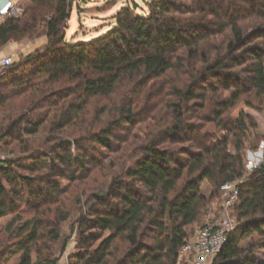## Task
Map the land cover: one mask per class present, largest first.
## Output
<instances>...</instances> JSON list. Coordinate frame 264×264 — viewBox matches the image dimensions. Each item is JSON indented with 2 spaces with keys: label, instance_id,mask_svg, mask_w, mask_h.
Returning <instances> with one entry per match:
<instances>
[{
  "label": "trees",
  "instance_id": "obj_1",
  "mask_svg": "<svg viewBox=\"0 0 264 264\" xmlns=\"http://www.w3.org/2000/svg\"><path fill=\"white\" fill-rule=\"evenodd\" d=\"M190 1L152 0L147 16L123 6L114 16L115 27L107 33L89 41L68 42L65 31L72 10L68 0H29L22 15L0 24V49L10 40L41 35H46V44L0 74V143L9 139L28 143V138L41 130L62 131L71 124L86 122L92 100L111 97L130 84L145 87L146 80L147 86L150 82L153 86L177 72L193 79L200 73L203 80L234 78L240 83L242 77L232 70L244 67L242 72H249L252 89L264 96V0H241V16L235 18L228 14L230 0ZM189 14L194 17L182 19ZM211 16L218 18V27L209 19ZM240 17L250 20V31L240 24ZM227 27L233 37L223 47L216 46L212 57L203 42L224 34ZM251 39L262 40L261 45L249 44ZM66 81L74 83L68 93L60 88ZM178 81L169 80L167 85L176 98L192 104L183 108L173 102L175 123L147 141L143 157L126 171L130 180H114L108 189L101 188L95 195L97 206L90 210V216L80 218L77 250L69 254L68 264H179L182 248L191 239L188 228L208 211L214 199H221L225 182L238 179L240 195L234 206L239 223L213 264H264V258L254 256L252 245H241L249 231L264 235V162L247 173L243 154L246 132L239 125L223 122L224 114L237 104L243 91L235 86L230 96L220 98L218 89L209 96L192 90L194 83L187 89L180 88ZM193 107H198L195 113ZM204 109L214 118L199 112ZM124 111L130 118L133 106ZM189 117L200 124H188ZM96 119L98 122L99 116ZM212 121L224 123L232 139L226 137L208 146L201 132L203 123ZM91 126L86 143L77 142L75 156L69 154L75 144L68 140L58 143L60 152L57 150L56 156L42 148H27L31 161L37 163L35 171L52 170L50 165L85 166L90 157L87 143L112 150L113 131ZM187 131L195 136L188 138ZM165 137L189 141L190 146L182 150L186 160L159 147V138ZM18 163L16 159H0V218L15 212L19 185L29 187V194L39 203L32 217L23 219L16 214L7 226L11 230L22 220L19 240L11 249L19 254L14 264H58L67 245L55 249L52 243L62 240L60 224L70 214L52 222L46 217L58 203L61 186L47 182L42 175L40 182L47 186L40 188L38 178L18 171ZM44 223L46 229L42 228ZM106 231L109 234L103 236ZM7 250H0V264Z\"/></svg>",
  "mask_w": 264,
  "mask_h": 264
},
{
  "label": "rangeland",
  "instance_id": "obj_2",
  "mask_svg": "<svg viewBox=\"0 0 264 264\" xmlns=\"http://www.w3.org/2000/svg\"><path fill=\"white\" fill-rule=\"evenodd\" d=\"M28 1L20 0L22 8H26ZM134 1L137 3L136 9L133 8ZM151 1L68 0L72 10L70 19L66 25V40L68 42L89 41L107 33L115 27L116 20L114 16L123 6H129L136 14L147 16L150 12L148 5ZM177 1L187 4L191 2L190 0ZM227 5L228 14H232L233 18L241 16V9L244 6L241 0H230L227 2ZM187 17L193 18L194 16L190 14L184 15L182 19ZM209 19L216 27L219 26L217 17L211 16ZM240 21L241 25H246L244 26L246 32L250 31V27L247 28L250 20L240 17ZM2 22L0 21V24ZM232 37L231 28L227 27L224 34L212 36L203 42V46L213 57L216 54L215 47H223ZM261 42L262 40L251 39L249 44L261 45ZM45 44L46 35L33 39L10 40L0 49V57L3 54H11L15 56L16 62L21 61L28 54L45 48ZM246 65L247 63L244 66ZM242 68L244 67H237L232 70V72H238L242 77L240 83H235L234 78L222 80L209 77L208 80H203L202 75L200 77V73L197 76L196 74H192L194 75L193 79L187 75H178L177 72L171 75L170 78L153 84V86L150 85L151 82L147 86V80L145 81V87L137 86L136 84L122 86L111 97L92 100L89 107L90 116L86 122L71 124L62 131L51 130L48 132V130H41L35 137L28 138V143L13 139L0 143L1 159L19 160L18 166L20 167H18V171L22 174L38 178L37 185L40 188L47 186L46 182H40L42 175H46L44 180L47 182L52 181L60 184L61 191L58 203L52 205V209L47 213L48 217L46 218H49L50 222H52L54 218L62 219L66 214H70V216L67 220L60 221L62 240L59 243H52V246L58 249L65 243L67 245L66 250L69 249V254L76 252L79 221L81 217L88 216L91 212L90 210L97 206L95 195L101 188L108 189L114 180H130L126 176V171L143 157L147 141L153 139V137L164 131L168 126L175 123L176 118L171 109L173 102L181 104L183 108L190 106L188 104H192V101L187 103L186 100L175 97L174 91L167 85V81L169 80H179L177 86L186 89L194 83L192 90L201 94L207 93L209 96L212 94L213 89H218L216 94H219L220 98L230 96L235 86L241 88L243 94L237 104L228 113L224 114L223 122L229 126L239 125L246 132L243 150L246 172L250 173L253 169L260 166L264 162V96L257 95L256 91L252 89L248 80L250 74L247 71L242 72ZM73 86V82L66 81L65 84H61L60 88H65L64 91L66 93L67 89L71 92L72 88H74ZM130 105L133 106V115L127 118L124 115L126 114L124 110ZM193 108L194 110L192 111L195 113L198 107ZM199 112L211 115L214 118L213 113L208 112L207 109L200 110ZM197 114L199 113L197 112ZM98 116L100 119L97 122L96 117ZM190 118L192 117H189L187 120L188 124H200L196 119ZM118 120L119 123H116ZM90 122L93 124L90 126L94 130L110 128L113 131L112 150L105 149L96 143H87V146L90 147V157L86 160L85 166L80 167L78 164H75L72 167L65 165L52 167L50 165V168H53L52 170L35 171L34 165L37 163L31 161L29 157L33 149L42 148L46 153L56 156L58 154V143L62 140H68L75 144L69 153L75 156L78 154L77 142L85 144L87 141ZM224 125V123L220 124L218 121L203 123L204 127L201 135L208 146L211 147L226 137L232 139V132L225 130ZM192 136L195 135L187 131V137L191 138ZM178 140L180 139L159 138V147L169 149L176 157L184 161L187 155L182 150L190 146V143L189 141ZM27 148H30L31 151H26ZM229 149L233 150L231 144L229 145ZM39 163L41 164L42 161ZM72 175L75 178H71ZM5 184L10 188L9 183L5 181ZM203 188L205 191L209 190L207 183L203 185ZM17 190L20 194L15 199V212L0 218V250L3 248L8 249V255L3 264H14L19 260V254H13L11 249L15 248L16 242L19 240L17 235L22 220H18L11 230L7 229L8 224L16 214H19L23 219L32 217L35 214L34 206L39 203L35 197L29 194V187L19 185ZM222 203V196L221 199H214L208 211L201 215L198 222L188 228L190 238H193L205 224L219 218L223 214ZM230 217L235 220L237 226L239 221L236 206H233L230 210ZM45 224L42 227L43 229H46ZM108 234L109 231H106L103 236H107ZM98 243L99 241L94 246H97ZM263 243L264 235L249 231L247 239L242 241L241 245L245 247L252 245L255 249L254 256L263 259ZM179 264H192V259L189 256L181 257Z\"/></svg>",
  "mask_w": 264,
  "mask_h": 264
},
{
  "label": "built area",
  "instance_id": "obj_3",
  "mask_svg": "<svg viewBox=\"0 0 264 264\" xmlns=\"http://www.w3.org/2000/svg\"><path fill=\"white\" fill-rule=\"evenodd\" d=\"M24 8L20 0H0V21L22 15ZM16 61L14 55L0 57V74ZM1 159V156H0ZM223 214L199 230L182 248L181 257L190 255L192 264H213L217 254L227 242L228 235L236 228L235 220L230 217V210L237 203L240 195L239 180L225 182L221 186ZM69 249L61 256L58 264H68Z\"/></svg>",
  "mask_w": 264,
  "mask_h": 264
},
{
  "label": "water",
  "instance_id": "obj_4",
  "mask_svg": "<svg viewBox=\"0 0 264 264\" xmlns=\"http://www.w3.org/2000/svg\"><path fill=\"white\" fill-rule=\"evenodd\" d=\"M133 8L136 9L137 8V3L134 1L133 2Z\"/></svg>",
  "mask_w": 264,
  "mask_h": 264
},
{
  "label": "crops",
  "instance_id": "obj_5",
  "mask_svg": "<svg viewBox=\"0 0 264 264\" xmlns=\"http://www.w3.org/2000/svg\"><path fill=\"white\" fill-rule=\"evenodd\" d=\"M6 54H3L1 57L5 56Z\"/></svg>",
  "mask_w": 264,
  "mask_h": 264
}]
</instances>
